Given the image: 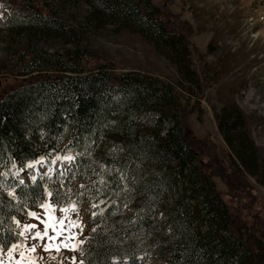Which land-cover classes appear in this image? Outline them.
<instances>
[{
  "label": "trees",
  "instance_id": "trees-1",
  "mask_svg": "<svg viewBox=\"0 0 264 264\" xmlns=\"http://www.w3.org/2000/svg\"><path fill=\"white\" fill-rule=\"evenodd\" d=\"M23 1L40 11L42 0ZM151 1L90 0L76 23L49 13L10 20L11 34H30L11 48L25 81L0 98V250L21 242L18 221L51 197L58 207L91 210L82 264H140L147 256L168 264H264V241L238 222L185 132L177 88L197 84L199 75L189 65V39ZM107 25L148 42L182 84L140 71L115 75L105 64L88 70L86 34ZM58 44L62 51H52ZM216 119L234 165L235 156L264 184V152L243 110L224 100ZM69 152L74 167L55 176L39 174L29 184L14 176V167Z\"/></svg>",
  "mask_w": 264,
  "mask_h": 264
},
{
  "label": "rangeland",
  "instance_id": "rangeland-1",
  "mask_svg": "<svg viewBox=\"0 0 264 264\" xmlns=\"http://www.w3.org/2000/svg\"><path fill=\"white\" fill-rule=\"evenodd\" d=\"M89 1L42 0L38 1L40 11L33 13L26 10L23 0H0V98L25 81L19 74L18 59L11 48L22 41L20 36L30 32L24 30L19 36L11 34L10 20L14 16L30 19L49 13L76 23L88 12ZM151 2L153 7L161 9L162 18L170 29L184 33L190 42L189 65L198 73L200 82H184V90H177L182 98L185 132L198 154L199 163L216 182L238 222L264 241V184L252 177L235 156L239 165H234L229 154L231 148L216 119L224 100L234 99L248 117L252 139L264 152V124L261 125V120L264 122V0ZM103 28L86 34L83 42L93 54L87 61L88 70L95 71L100 64H105L115 75L140 71L175 87L183 82L173 63L161 57L140 36L124 34L115 26ZM56 49L62 51L63 48L58 44L52 51ZM227 86L230 90L223 100L220 95ZM72 160L71 153L62 157L53 153L28 162L24 168L14 167V175L29 184L39 174L55 175L71 166ZM90 212L86 204L58 207L48 198L37 210L18 221L22 240L7 251L0 250V264H82L80 243L92 230ZM32 225L35 227H28ZM38 231L43 239L33 238ZM114 264L128 263L115 261ZM140 264L168 262L147 256Z\"/></svg>",
  "mask_w": 264,
  "mask_h": 264
},
{
  "label": "snow or ice",
  "instance_id": "snow-or-ice-1",
  "mask_svg": "<svg viewBox=\"0 0 264 264\" xmlns=\"http://www.w3.org/2000/svg\"><path fill=\"white\" fill-rule=\"evenodd\" d=\"M68 159H71L70 157L68 158ZM51 195V194H50ZM63 211H67V209H64ZM33 216H35V213H33L32 214ZM62 222V221H61ZM28 227H35V225H32V226H28ZM47 234V229L45 230V233H44V235H46ZM37 237H39V238H41V239H43V236H42V234L38 231V232H36L35 233V236L33 237L34 239L35 238H37ZM51 239V238H50ZM33 251H35V248L33 247V249H32ZM45 250L47 251L48 249H47V247H45Z\"/></svg>",
  "mask_w": 264,
  "mask_h": 264
}]
</instances>
